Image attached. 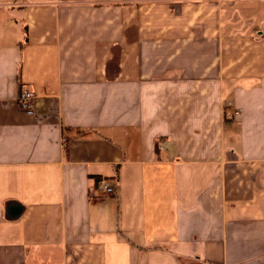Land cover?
<instances>
[{
	"label": "crops",
	"instance_id": "0c3cea01",
	"mask_svg": "<svg viewBox=\"0 0 264 264\" xmlns=\"http://www.w3.org/2000/svg\"><path fill=\"white\" fill-rule=\"evenodd\" d=\"M0 264H264V0H0Z\"/></svg>",
	"mask_w": 264,
	"mask_h": 264
},
{
	"label": "built area",
	"instance_id": "2783aa9c",
	"mask_svg": "<svg viewBox=\"0 0 264 264\" xmlns=\"http://www.w3.org/2000/svg\"><path fill=\"white\" fill-rule=\"evenodd\" d=\"M33 101H34V93L27 89L22 88L18 98L20 110L26 113L27 115L32 114ZM226 117L230 118L231 115L226 114ZM98 189L101 191V193H104L105 195H112L114 193V188L105 181H101L99 183Z\"/></svg>",
	"mask_w": 264,
	"mask_h": 264
},
{
	"label": "rangeland",
	"instance_id": "374dc122",
	"mask_svg": "<svg viewBox=\"0 0 264 264\" xmlns=\"http://www.w3.org/2000/svg\"><path fill=\"white\" fill-rule=\"evenodd\" d=\"M158 1V0H157ZM161 1V0H160ZM140 17H142V15H141V11H140ZM163 19H166L167 18V16L165 15V16H163L162 17ZM161 32H159V33H157L156 32V37H159V34H160ZM226 114H229L228 112H226V113H224V115L226 116Z\"/></svg>",
	"mask_w": 264,
	"mask_h": 264
},
{
	"label": "trees",
	"instance_id": "16d2710c",
	"mask_svg": "<svg viewBox=\"0 0 264 264\" xmlns=\"http://www.w3.org/2000/svg\"><path fill=\"white\" fill-rule=\"evenodd\" d=\"M25 34V33H24ZM24 42H26V38L24 37V40H23Z\"/></svg>",
	"mask_w": 264,
	"mask_h": 264
}]
</instances>
